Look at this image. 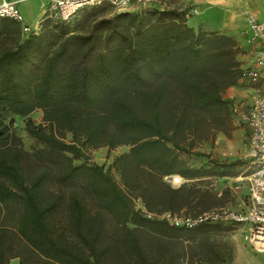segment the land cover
<instances>
[{
  "label": "trees",
  "instance_id": "obj_1",
  "mask_svg": "<svg viewBox=\"0 0 264 264\" xmlns=\"http://www.w3.org/2000/svg\"><path fill=\"white\" fill-rule=\"evenodd\" d=\"M102 5L76 22L43 19L13 46L2 45L15 27L0 17V264H200L187 242L225 229L160 215L219 206L222 194L185 182L246 163L194 150L226 131L221 94L240 79L236 41L188 25L186 9L96 16ZM120 146L106 167L89 161L90 150ZM169 175L184 181L172 186Z\"/></svg>",
  "mask_w": 264,
  "mask_h": 264
},
{
  "label": "rangeland",
  "instance_id": "obj_2",
  "mask_svg": "<svg viewBox=\"0 0 264 264\" xmlns=\"http://www.w3.org/2000/svg\"><path fill=\"white\" fill-rule=\"evenodd\" d=\"M192 1L198 5L201 9V13L196 6H188L185 8L186 11L191 8H195L197 11L196 13L186 14L185 20L187 22H192V26L203 25L202 22L205 20V26L207 28H215L224 21L222 28L228 30L238 44L236 59L239 62V67L241 68L248 64V56L246 55L244 48L239 45L240 42L238 41L240 37L239 32L244 29V26H242L243 14H253L256 12L263 17L264 0ZM103 7L104 10L96 14V16L109 15L112 12H115V10L108 5H104ZM80 15L81 13L71 20L74 19V22L78 21ZM83 24H86V22ZM12 44L13 41L11 39H5L2 45L11 46ZM257 87L256 84H251L244 79H238L236 84L224 89L221 96L227 101L229 113V121L225 133L216 131L213 133L212 139L197 141L194 145V150L207 153L211 158L225 162L233 160L246 162L242 165L235 166V174L232 176H209L201 179V181L190 180L185 182L187 185H193L194 188L209 190L215 194H222L224 191L223 188H231L234 185L239 186L237 193L233 191H225L219 206L204 211L208 213L210 212V214H216V219H212L211 221L219 223L225 229L206 232L187 242L190 253H193L194 255L196 253L197 257L203 264H230L238 253L240 254V257L237 260H234L232 264H264V251H253L246 241L247 225L244 223H238L228 217V214L230 213L234 214L241 211V207L237 205L239 201L235 194L239 195V193L244 190V187H246L245 179L239 178L247 175L249 172V168H247V159L244 155L245 131L237 122V116L240 112L246 109L249 99ZM29 118L34 124L42 123L40 110L32 111ZM24 120L23 117H12V132L19 138L23 149L31 150L37 146V143L25 133L23 129ZM125 149V146L116 147L112 150H107L105 147H99L88 152L89 161L103 164V166L106 167L113 155L120 153ZM181 156L186 158L183 154H181ZM187 160L192 165H198L205 161V158L190 155ZM135 205L139 206V202L135 201ZM225 215H227V217H225Z\"/></svg>",
  "mask_w": 264,
  "mask_h": 264
},
{
  "label": "built area",
  "instance_id": "obj_3",
  "mask_svg": "<svg viewBox=\"0 0 264 264\" xmlns=\"http://www.w3.org/2000/svg\"><path fill=\"white\" fill-rule=\"evenodd\" d=\"M42 16L39 21L49 18L68 22L76 13L85 7L106 4L116 12H134L151 7L154 0H40ZM196 13V9H191ZM0 17L10 18L21 25V33L36 31L22 23V16L14 1L0 2ZM244 51L248 56V64L241 67L240 79H244L258 87L249 99L246 109L237 116V122L244 128V155L247 159V175L245 179L248 203L244 211L228 214L238 223L247 225L246 241L254 251H264V18L257 20L251 13H244ZM164 180L171 185H178L184 180L177 175L165 176ZM175 226H190L201 221L216 219V214L202 212L196 216L184 214L160 215ZM227 217V215H225ZM220 218V217H219Z\"/></svg>",
  "mask_w": 264,
  "mask_h": 264
},
{
  "label": "crops",
  "instance_id": "obj_4",
  "mask_svg": "<svg viewBox=\"0 0 264 264\" xmlns=\"http://www.w3.org/2000/svg\"><path fill=\"white\" fill-rule=\"evenodd\" d=\"M1 1H14L17 9L19 10V12H20V14L22 16V23L24 25H27L31 30L35 26L40 24L39 20H40V18L42 16V9H41V3L42 2L40 0H0V2ZM188 6H191V7L192 6L193 7L196 6L200 10V13H201V9L192 0H154L153 4L151 5V7H154V8H157V9H164V8L185 9ZM191 9H193V8H191ZM191 9H189V10L187 9V12H188L187 14H192L190 12ZM253 15L255 16V18L257 20H261V18L264 17V16L261 17L256 12H254ZM2 20H6V21H9V22H12V24L15 27V31L9 37L6 38V39H11L13 41V44L11 46H13L15 43L20 42L22 40V38L26 35V34L21 33V29H20L21 25L19 23L15 22L14 20L10 19V18H3ZM242 21H243L242 26H244V16H243V20ZM186 23L188 25L190 24V26H192L191 25L192 22H187L186 21ZM193 23H195V22H193ZM202 23H203V25L192 26V27H194V28L199 27L202 30L216 31L218 33H222V34H225V35H228V36L232 37L228 30L222 28V25H223L224 21L221 24L217 25L215 28H207L205 26V20ZM18 28H19V32H18ZM242 32H243V29L240 30V32H239L240 37H239L238 41L240 42L239 43L240 46H242L243 48H246V44L244 42V38L245 37L242 34ZM28 116H30V113L28 114ZM238 187H239L238 185H234L231 188L230 187L225 188V189L223 188L224 191H223L222 195L225 194V191H229V192L233 191V192L237 193V191L239 190ZM216 195H219V194L217 193ZM235 195H236V198L239 201V203L237 205H239L241 207V211H244L245 208H246V205L248 203V196H247L246 187H244V190L241 193H239V195L238 194H235ZM239 257H240V254L238 253V255L233 259V261L237 260ZM232 262L230 264H232ZM8 264H17V259L16 258L9 259L8 260ZM181 264H186V263L183 262ZM200 264H203L201 262V260H200Z\"/></svg>",
  "mask_w": 264,
  "mask_h": 264
}]
</instances>
